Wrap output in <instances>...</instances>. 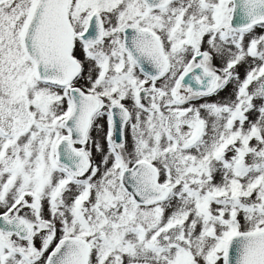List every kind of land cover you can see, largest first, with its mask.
Returning <instances> with one entry per match:
<instances>
[{
  "label": "snow or ice",
  "instance_id": "obj_1",
  "mask_svg": "<svg viewBox=\"0 0 264 264\" xmlns=\"http://www.w3.org/2000/svg\"><path fill=\"white\" fill-rule=\"evenodd\" d=\"M0 264H264V0H0Z\"/></svg>",
  "mask_w": 264,
  "mask_h": 264
},
{
  "label": "rangeland",
  "instance_id": "obj_2",
  "mask_svg": "<svg viewBox=\"0 0 264 264\" xmlns=\"http://www.w3.org/2000/svg\"><path fill=\"white\" fill-rule=\"evenodd\" d=\"M242 69H243V66L239 69V71L242 70ZM243 72H244V70H242L241 75H243ZM231 91H232V88H231V85H229V87L224 92H222L221 93V96L218 97L217 99L222 98V97L228 95ZM213 99H215V98H213ZM37 244H39V241H37Z\"/></svg>",
  "mask_w": 264,
  "mask_h": 264
},
{
  "label": "flooded vegetation",
  "instance_id": "obj_3",
  "mask_svg": "<svg viewBox=\"0 0 264 264\" xmlns=\"http://www.w3.org/2000/svg\"><path fill=\"white\" fill-rule=\"evenodd\" d=\"M217 63H218V61H217ZM242 70H244V68ZM242 70H240V72H242ZM220 96H221V94H220ZM214 98L217 99L218 97H214ZM97 135H98V133L96 131H94L93 136L96 137ZM99 135H102V133H100ZM96 159L98 160L99 157H96Z\"/></svg>",
  "mask_w": 264,
  "mask_h": 264
},
{
  "label": "trees",
  "instance_id": "obj_4",
  "mask_svg": "<svg viewBox=\"0 0 264 264\" xmlns=\"http://www.w3.org/2000/svg\"><path fill=\"white\" fill-rule=\"evenodd\" d=\"M214 98V97H213Z\"/></svg>",
  "mask_w": 264,
  "mask_h": 264
}]
</instances>
